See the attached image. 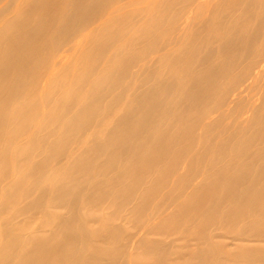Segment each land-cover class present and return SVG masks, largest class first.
<instances>
[{"label":"bare ground","instance_id":"obj_1","mask_svg":"<svg viewBox=\"0 0 264 264\" xmlns=\"http://www.w3.org/2000/svg\"><path fill=\"white\" fill-rule=\"evenodd\" d=\"M263 74L264 0H0V264H264Z\"/></svg>","mask_w":264,"mask_h":264},{"label":"rangeland","instance_id":"obj_2","mask_svg":"<svg viewBox=\"0 0 264 264\" xmlns=\"http://www.w3.org/2000/svg\"><path fill=\"white\" fill-rule=\"evenodd\" d=\"M158 5L159 4H156V5L154 4V7L157 6V8L155 7L151 14H154V12H157ZM160 12H162L161 9H160ZM67 56H68L67 53L63 56L64 57L63 60H62L63 62H65L66 60H68V61L70 60V59H67ZM61 67H62V64H60L58 66L59 69ZM262 77H264V74L262 75ZM262 91H264V90H260L257 93V96H256V98L254 100L255 104L257 102H259V101H263V99L261 100V98H263V96H264V93ZM250 93H252V91ZM257 104L253 105V106H256V107H260L261 106V102L257 103ZM238 105L236 106V115L240 114L244 110V107H245L243 105L238 107ZM239 120H241V119H239ZM230 121H231V117H229L227 119V122H230ZM103 158L104 157H97L98 161L103 160ZM113 174L115 175L114 172H113ZM39 189L40 188L35 187V194L30 199L25 200L21 204L20 207L25 206L28 202H33L35 200V197L39 194ZM124 208L118 207V211H116V212H113L114 211V209H113L112 210L113 213L111 215V221H113V222H108V225H106L105 227H101L100 223H98V222L94 225L95 229H100L101 233L105 234V241H103V242L92 241V244L94 245L95 249H98L99 251H102L103 253L106 254V256H103V257H100V258L89 257V255L94 251V249H87L85 251L84 258L87 257V261H90V264H104L106 262L107 263L109 262L110 264H113V263L114 264H116V263L117 264H123L124 263L123 262V254H125L124 253V249H125V246H124L125 245V240H124V238L127 237L129 234H133V233L137 232V227L140 224V222H138V219L136 217L130 218L129 221L124 223V224H120L119 217L123 213ZM69 210H70V207L67 204H65V203H58L57 207L55 208L56 212L62 213V214H67L68 213L67 211H69ZM22 213H23V215L19 217V220L23 221L24 218H26V221L22 222V225L28 227V232L25 233L24 235H27L30 232L35 231V230L41 231V233H44V234H49L50 233L49 230L44 228L46 226L47 221L43 217L37 215L33 211L32 212L24 211ZM115 219H116V221H114ZM6 220H7L6 217H1L2 228H11L12 227L11 222L9 224L5 225V227H4V221H6ZM62 224H63V222H62L61 219L51 216L49 225L46 228H50V227H55L56 228V227H60ZM112 233L113 234L115 233V236H117V235L118 236L117 237H115L113 235L111 236ZM153 237H155V236H153ZM160 237H165V236H160ZM158 238H159V236H158ZM228 239L227 238L223 239L222 237H220L219 239L216 238L215 240L224 241L226 243L225 246L228 249L233 248V245L230 244L231 240L230 239L228 240ZM64 248L66 249V246H64ZM79 248H80V243L77 240V244L75 246L76 255H77V252H78ZM108 249H110L111 253H112V251H113V253L117 252V254L115 255L116 256V260L113 258L112 261H109L110 257H111L110 256L111 253L107 254L105 252V250H108ZM113 261H117V262H113ZM118 262H120V263H118Z\"/></svg>","mask_w":264,"mask_h":264}]
</instances>
